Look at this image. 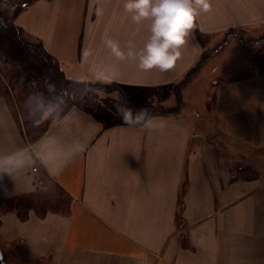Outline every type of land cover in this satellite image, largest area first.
Instances as JSON below:
<instances>
[{
	"label": "crops",
	"instance_id": "0c3cea01",
	"mask_svg": "<svg viewBox=\"0 0 264 264\" xmlns=\"http://www.w3.org/2000/svg\"><path fill=\"white\" fill-rule=\"evenodd\" d=\"M123 2L30 0L7 18L89 84L28 142L0 81L4 263L264 264V0H211L166 73L106 47L150 34ZM193 66L196 87L180 83ZM144 107L160 113L138 123Z\"/></svg>",
	"mask_w": 264,
	"mask_h": 264
},
{
	"label": "clouds",
	"instance_id": "9594fccd",
	"mask_svg": "<svg viewBox=\"0 0 264 264\" xmlns=\"http://www.w3.org/2000/svg\"><path fill=\"white\" fill-rule=\"evenodd\" d=\"M123 8L132 23L141 25L150 21L149 36L137 50L131 43L127 50L119 42L106 37L104 43L117 60L135 59L142 71L158 69L161 73L171 70L181 56L196 19L212 8L211 0H124ZM98 14L102 10L98 9ZM133 122L131 110L126 114Z\"/></svg>",
	"mask_w": 264,
	"mask_h": 264
},
{
	"label": "trees",
	"instance_id": "16d2710c",
	"mask_svg": "<svg viewBox=\"0 0 264 264\" xmlns=\"http://www.w3.org/2000/svg\"><path fill=\"white\" fill-rule=\"evenodd\" d=\"M25 1L28 2L30 0ZM0 32L4 33L9 39L16 41L23 53L26 54L28 59L31 60L32 63H34L42 71L40 73L43 74L45 79L49 82H52L55 86L59 88L64 87L65 89L76 94L77 91H79L80 89L83 90V88L87 84H89L83 81L79 82L66 79L58 61L46 51L42 43H36L28 40L22 30L18 28L14 23H12L9 19L7 20L3 17H0ZM227 36L228 34H226L224 39ZM196 66H193L191 69L188 70V72L185 74V77H183L182 82L180 83L186 82V76L190 77L196 71ZM23 74L24 73L20 65L6 57L4 55V52L2 51V48L0 47V75L2 81H4L10 87L11 91H16V86L18 85L17 81L20 80ZM15 82H17V84H15ZM20 88L21 94L19 96L18 94L16 95L18 105L25 106V104H29L31 109L34 108L33 106L38 105L37 103L39 102V100L36 97L35 93L36 87H34L32 84H29L25 86L23 85ZM6 91V87L4 86V92ZM178 94L179 93L177 92V97L180 96ZM172 110L173 109H163L164 112H172ZM155 113L160 112L151 109L149 110L147 108V111L137 118L138 123H141L147 115ZM53 117H51L46 123H43V119L40 115H38L37 112H34L31 116L25 117V127H22L21 124L20 126L21 128H23V133L25 134L26 139H28V142H33L37 140L45 132V130L47 129L46 127L49 126V124L53 120ZM37 167L38 166L36 165L34 169L37 170ZM14 207H16V205L13 201H0V210Z\"/></svg>",
	"mask_w": 264,
	"mask_h": 264
},
{
	"label": "rangeland",
	"instance_id": "374dc122",
	"mask_svg": "<svg viewBox=\"0 0 264 264\" xmlns=\"http://www.w3.org/2000/svg\"><path fill=\"white\" fill-rule=\"evenodd\" d=\"M8 39L9 38L4 33L0 32V47L2 48L4 55L6 57H8L9 59L18 63L20 65V67L22 68L24 74L22 75L20 80L17 81L18 85L16 86L17 87L16 91H11L10 87L4 81H3V83L5 84L6 90L8 92L11 91V92H9V97L13 101L16 112L18 114V119H19L22 127H25V125H24L25 117L33 115L34 112H37L38 115L41 116V118L44 121L43 123H46V122H48V120L51 117L59 114L64 109L66 103H69V102H72L75 100H81L82 101V99H80L81 94H82L81 89L79 91H77L76 94H74L71 91L65 89L64 87L59 88L56 86L57 87L56 92L45 91V92H43V96L39 95L38 94V85L41 86L40 81H39V77H40V72H42V71L34 63H32L31 60L26 58V54L18 51V49H21V48H18L19 45L15 41L10 39L11 45L8 47L7 46V44H9ZM261 44H262V42H261ZM25 60L26 61L28 60V63L25 62ZM205 76H206V78L207 77L213 78V76L223 77V76H227V75L225 73L219 72V71L214 72L213 70H211L210 72H207L204 68L203 74L196 76L195 78L200 79L201 77H205ZM186 77H187L186 82L187 81H193L191 83V85H194V86L197 84L198 80H193V79L190 80V78L192 76H190V77L186 76ZM0 81H2L1 75H0ZM17 82H15V84H17ZM50 83H52V82H50ZM29 84H32L34 87H36L35 93H36V97L39 100V102L37 103L38 105L33 106L34 107L33 109H31L29 104H25V106L18 105L17 98H16L17 94H18V96L21 94V88L20 87L23 85L25 86V85H29ZM52 84H50V85H52ZM194 88H193V90H194ZM180 90H181V86L177 85L175 88V92H178L180 94ZM193 90L191 91V94L193 93ZM48 92H50V95H52V96H49V94L46 95V93H48ZM189 96L190 95H188V97ZM178 97L182 98L181 95ZM188 104H190L192 107L195 106L194 100H192L191 102H188ZM151 110L159 111V108H154ZM146 111H147V108H145V107L142 108L140 111V115L145 113ZM172 111L174 112L176 110L173 109ZM27 128H29V127H27ZM0 264H5L3 261L1 249H0Z\"/></svg>",
	"mask_w": 264,
	"mask_h": 264
},
{
	"label": "built area",
	"instance_id": "2783aa9c",
	"mask_svg": "<svg viewBox=\"0 0 264 264\" xmlns=\"http://www.w3.org/2000/svg\"><path fill=\"white\" fill-rule=\"evenodd\" d=\"M25 0H0V17L8 18L18 11Z\"/></svg>",
	"mask_w": 264,
	"mask_h": 264
}]
</instances>
